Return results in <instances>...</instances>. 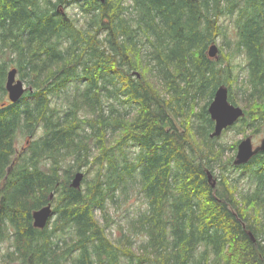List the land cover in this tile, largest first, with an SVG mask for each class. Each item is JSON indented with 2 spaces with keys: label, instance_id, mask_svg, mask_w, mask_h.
Masks as SVG:
<instances>
[{
  "label": "trees",
  "instance_id": "1",
  "mask_svg": "<svg viewBox=\"0 0 264 264\" xmlns=\"http://www.w3.org/2000/svg\"><path fill=\"white\" fill-rule=\"evenodd\" d=\"M72 3L85 24L61 11ZM225 15L235 18L233 39L221 23ZM221 36L229 51L214 59L207 51ZM241 52L257 99L241 127L258 131L264 0H0V260L264 264V151L238 165L252 168L254 190L238 192L225 173L218 185L209 178L225 146L210 136L208 106L222 84L233 99L239 75L231 61ZM9 66L33 88L17 102L8 98ZM77 81L83 87L70 92ZM180 116L189 120L183 128L175 125ZM38 129L20 154L19 134ZM131 143L138 148L130 157L124 147ZM91 164L93 176L88 170L85 185L72 186L75 173ZM233 164L230 158L222 168ZM130 177L147 203L133 222L147 238L138 253L130 234L110 237L106 217L107 201L120 200L117 190L127 192ZM51 192L53 216L36 227L33 211Z\"/></svg>",
  "mask_w": 264,
  "mask_h": 264
},
{
  "label": "rangeland",
  "instance_id": "2",
  "mask_svg": "<svg viewBox=\"0 0 264 264\" xmlns=\"http://www.w3.org/2000/svg\"><path fill=\"white\" fill-rule=\"evenodd\" d=\"M130 2V0H128ZM63 13L67 12L69 15L74 17H78L79 24H85L87 20V16L81 13V10L79 8V5L77 3H72L70 5H67L66 7H63V10L61 9ZM234 17L230 15H225L221 19V23L224 25V28L226 30V36L229 39L235 38L236 28L234 27ZM221 36L218 37L216 42L219 46V53L218 57H213L214 59L220 58L222 55L224 56L227 51H229L228 47L225 46L222 48V44L224 43L225 39L227 37ZM221 48L223 52H221ZM145 53V51H144ZM208 53V51H207ZM228 63V62H226ZM232 65L234 66L233 72L235 74L239 75V79L236 82H233V99L230 100L233 104L242 107L244 110H248L253 106L257 100L256 98L252 97L250 94L253 90V85L249 81V67H248V59L245 52H241L236 54V56L231 61ZM15 66H9V70ZM136 75H139L136 71L133 72ZM149 77H152L151 74ZM17 78L24 80L25 85H28L27 78H23L20 73L17 74ZM153 80L156 81V78L153 77ZM83 81H77L72 82L69 86V89L74 90L76 88V85L79 84L81 87H83ZM158 84V83H156ZM228 87V86H227ZM229 89V88H228ZM231 96V95H230ZM255 101V102H254ZM57 102V104H56ZM111 102H115L119 107H122L121 104H119L117 101H114L113 99ZM201 103H204L202 101ZM264 103V102H263ZM52 104L56 108H58V111L60 115H63V111L65 110L64 104H62L61 99H56L54 96L52 97ZM264 105V104H263ZM245 116V115H244ZM193 118V116H192ZM242 118V117H241ZM241 118H239L237 121H235L233 124L228 126L226 129L223 130L222 134L219 136H216V145L219 146L220 144L225 146V150L222 154L223 163L226 162V160L233 158V160L236 157L237 154V147H234V144L240 142L243 138L247 136H251L254 145L260 144L262 138L264 137V120L260 119L258 121L259 123V130L256 131V127H248L244 131L242 130V121ZM175 125L179 128H183V123L188 122L189 120L183 119L182 116L177 117L174 119ZM194 123L196 124L198 122V119L194 118ZM192 121V123H193ZM193 123V124H194ZM257 123V122H256ZM196 125H194L195 128ZM257 126V124L255 125ZM42 132V129H38V131L35 133V135H30V133H25L24 135L18 136L16 147L17 151L21 154L22 152H26L32 142L36 137L40 136ZM116 137L112 138L111 141L114 142ZM238 146V144H237ZM137 146L134 144L125 145L124 149L125 152L130 155L134 154L137 151ZM120 152V151H119ZM94 153L95 150H94ZM222 161H216L214 162V167L211 169L213 171V179L219 184V181L222 178V174H227L231 179L235 180L238 185V192L248 191V190H254L256 186V176L253 175L252 168L251 169H244L239 168L238 166H235L234 164L231 166H227L225 169L222 168ZM90 169L87 167H84L83 169L79 171H83L86 173L89 170L88 176L91 177L95 173L96 166L94 164H91ZM255 168V167H254ZM134 178H131L128 180V190L127 192H121V190H117V194H120V200L113 202L112 200L107 201L108 206V219L110 221V224L108 225V232L110 234V237L114 240H117V238H121L124 234H130V237L132 239V249L138 253L141 251V246L145 242L146 235L141 233V231H136L134 228L133 222L139 217V215L146 209L147 203L145 198L143 197L142 193L138 191V185L133 180ZM84 186V182L82 183ZM97 216L100 218V220L103 222L105 219L103 218L102 212L98 209L96 211ZM66 236V234H64ZM126 262V261H125ZM0 264H5L0 260ZM148 264V263H145Z\"/></svg>",
  "mask_w": 264,
  "mask_h": 264
},
{
  "label": "water",
  "instance_id": "3",
  "mask_svg": "<svg viewBox=\"0 0 264 264\" xmlns=\"http://www.w3.org/2000/svg\"><path fill=\"white\" fill-rule=\"evenodd\" d=\"M100 1L105 2L106 0ZM218 53L219 46L217 43L211 44L208 49V55L210 57H218ZM17 74L18 69L16 67L11 68L7 73L6 89L8 91V98L12 102L19 101L28 90H33L32 86L25 85L24 80L18 79ZM208 111L215 122L214 129L210 133L211 137L221 135L224 129L243 117L246 113L242 107L230 102L229 89L225 84L220 85L216 89L214 98L208 106ZM261 151H264V137L260 144L254 145L252 137L247 136L238 143L234 164L236 166L247 164L254 155ZM84 177L85 173L83 171H77L72 179V186L81 188ZM209 178L213 179L211 173L209 174ZM215 184L216 181L214 180L213 185ZM53 197L54 192H51L49 196L50 201L46 205L33 211L34 226L44 228L49 223L54 211L51 201Z\"/></svg>",
  "mask_w": 264,
  "mask_h": 264
}]
</instances>
